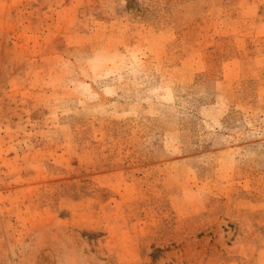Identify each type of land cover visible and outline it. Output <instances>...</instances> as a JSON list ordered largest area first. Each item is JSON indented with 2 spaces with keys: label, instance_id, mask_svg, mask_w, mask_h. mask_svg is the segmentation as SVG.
<instances>
[{
  "label": "rangeland",
  "instance_id": "rangeland-1",
  "mask_svg": "<svg viewBox=\"0 0 264 264\" xmlns=\"http://www.w3.org/2000/svg\"><path fill=\"white\" fill-rule=\"evenodd\" d=\"M0 264H264V0H0Z\"/></svg>",
  "mask_w": 264,
  "mask_h": 264
}]
</instances>
